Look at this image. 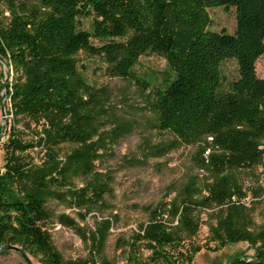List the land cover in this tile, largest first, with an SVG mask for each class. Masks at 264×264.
<instances>
[{"label":"trees","instance_id":"1","mask_svg":"<svg viewBox=\"0 0 264 264\" xmlns=\"http://www.w3.org/2000/svg\"><path fill=\"white\" fill-rule=\"evenodd\" d=\"M0 5L8 13L7 22H0V60L15 76L5 95L13 125L2 145L0 247H18L40 264H76L62 259L44 229L46 187L64 186L70 168L28 169L20 154L31 146L22 142L16 125L40 128L49 151L60 143L81 145L68 159L87 168L97 150L86 143L91 112L103 90L87 83L76 55L102 57L108 77L146 91L150 84L133 69L141 56L156 54L170 71L163 86L149 94L156 127L180 144L199 146L195 162L215 182L204 191L190 185L177 201L150 209L129 244V264H190L199 248L180 252L184 238L170 232L168 222L177 220L190 238L195 211L211 205L228 211L220 236L213 238L217 246L246 242L252 249L251 256L235 255L229 264H264V230L252 234L236 226L241 207L235 199L242 194L219 177L227 169H251L264 158V78L255 73L264 54V0H0ZM212 8L233 9L232 33L210 29ZM88 18L85 30L82 20ZM225 59L236 63L237 77L222 90ZM107 191L98 184L74 193V201L94 204ZM141 246L150 251L144 262L137 255Z\"/></svg>","mask_w":264,"mask_h":264},{"label":"rangeland","instance_id":"2","mask_svg":"<svg viewBox=\"0 0 264 264\" xmlns=\"http://www.w3.org/2000/svg\"><path fill=\"white\" fill-rule=\"evenodd\" d=\"M208 13L210 29L233 32L232 8H212ZM7 18L5 7L0 5V22L5 24ZM90 24V18L82 20L83 29L89 30ZM76 60L87 83L103 90L98 107L91 112V137L86 142L97 149L94 157L86 163L87 168H78L68 157L81 150V145L60 143L49 151L40 128L32 125L25 129L22 122L16 128L22 142L31 147L20 156L31 171L51 164L57 170L70 168L64 186L51 183L45 191L49 217L44 229L65 262L129 264V244L147 223L150 209L169 200L177 201L190 185L204 191L214 184L215 178L196 164L199 146L180 144L172 134L156 127L149 94L161 88L169 78L164 58L147 54L134 66V73L150 84L146 91L130 81L108 77L102 57L80 52ZM220 70L224 78L221 89L225 90L237 77L236 63L225 59ZM255 73L264 78V54L255 64ZM14 80L10 68L0 60V93L4 90L5 96ZM3 98H0V169L3 167L2 145L13 125L11 103ZM50 177L59 178L55 172ZM219 177L227 187L237 188L242 194L235 199L241 207L234 216L236 226L252 234L264 230V158L251 169H227ZM98 184L106 185L108 190L100 200L87 205L75 203L74 193L93 190ZM225 208L215 205L198 208L193 218L195 234L190 238L179 229L177 220L168 222L170 232L184 238L180 242V252L191 254L192 249L199 248L190 264H229L235 255H252L246 242L218 247L213 240L217 234L220 236V226L228 212ZM97 237L101 238L99 245L95 241ZM137 255L144 262L150 251L141 246ZM27 257L31 264H40ZM0 264L26 263L18 253L10 251L0 255Z\"/></svg>","mask_w":264,"mask_h":264},{"label":"water","instance_id":"3","mask_svg":"<svg viewBox=\"0 0 264 264\" xmlns=\"http://www.w3.org/2000/svg\"><path fill=\"white\" fill-rule=\"evenodd\" d=\"M4 250H10V251L18 253L22 257V259L25 261L26 264H31L27 255L24 254L20 248L14 247V246L0 247V252Z\"/></svg>","mask_w":264,"mask_h":264},{"label":"built area","instance_id":"4","mask_svg":"<svg viewBox=\"0 0 264 264\" xmlns=\"http://www.w3.org/2000/svg\"><path fill=\"white\" fill-rule=\"evenodd\" d=\"M4 97L3 100H5V96H4V90L0 93V98ZM234 201V199H232Z\"/></svg>","mask_w":264,"mask_h":264}]
</instances>
